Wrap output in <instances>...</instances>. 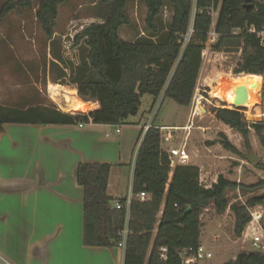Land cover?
Segmentation results:
<instances>
[{
	"label": "trees",
	"instance_id": "16d2710c",
	"mask_svg": "<svg viewBox=\"0 0 264 264\" xmlns=\"http://www.w3.org/2000/svg\"><path fill=\"white\" fill-rule=\"evenodd\" d=\"M35 1L0 0V19L17 8H31ZM65 1L39 0L37 5L36 19L46 40L53 46L58 9ZM142 1L146 7L147 36L134 41L122 39L119 29L131 24L127 0H99L102 20L86 25L74 37L72 48L82 47L80 57L71 58L70 83L76 84L80 96L97 101L98 109L68 114L50 107H0V132L7 122L127 124L130 117L138 114L144 95L151 96L153 101L162 96L189 106L211 27L212 19L208 14L211 6L218 7L214 25L218 39L211 48L231 52L240 47L241 60L233 74L264 75V45L244 30L248 25L260 28L264 24V3L251 0V7L246 9L243 0H195L194 7L193 0ZM167 7L171 11V20L163 30L160 20ZM190 25L192 34L183 47ZM236 28L243 30L234 34ZM53 51L63 62L59 50L54 47ZM61 70L60 77H65L66 72ZM87 106L76 95L75 111H82ZM240 109L213 108L212 112L217 121L242 135L247 149L250 148V129L264 148V123L247 124ZM213 143L240 154L224 134ZM254 166L264 170V160L256 161ZM111 167L109 163H79L75 169L76 181L83 189L82 242L86 246H117L122 238L120 231L126 221V197L117 199L122 204L120 209L111 208L115 200L107 193ZM170 172L171 159L161 147L160 130L149 128L138 145L134 160L131 181L134 198L129 206L123 264H160L162 247L167 249V264H179L177 253L180 249L200 244V215L210 205L217 214L230 209L237 237L250 221L247 207L264 206L261 194L249 197L245 203H231L227 196L228 191L237 189L242 194L263 189L264 180L244 184L219 174L217 181L206 188L199 182L196 165H176L169 179ZM141 192L147 195L144 200L136 198ZM187 207L190 208L188 211ZM222 264H264V257L257 252H241Z\"/></svg>",
	"mask_w": 264,
	"mask_h": 264
},
{
	"label": "rangeland",
	"instance_id": "374dc122",
	"mask_svg": "<svg viewBox=\"0 0 264 264\" xmlns=\"http://www.w3.org/2000/svg\"><path fill=\"white\" fill-rule=\"evenodd\" d=\"M38 2L39 0H36L31 8H17L0 19V107L26 109L31 106H40L41 108L50 107L68 114L86 113L91 109V100L80 96L76 84L70 83L71 58H79L82 47L73 49L72 45L74 37L82 28L92 22L102 20L103 10L99 0L96 2L66 0L59 6L54 28V46L46 40L36 19ZM194 2L195 0H193V7ZM211 7L209 10L212 9L216 18L218 7ZM127 12L131 24L119 29L120 37L127 41H134L139 37H144L143 35L147 36L148 31L144 23L146 7L143 1L127 0ZM170 20L171 11L167 7L160 20L163 30L166 29ZM191 27L190 25L189 31L192 29ZM210 46L205 45L207 49L202 55L201 67L189 105L194 103V94L205 91L203 95L209 102L203 100L202 104L207 110V114L202 119L198 117L194 119V124L203 127L204 130L195 129V136L190 138L191 141L187 140V143L190 141L192 144L189 148H197L204 154L205 162L203 164L215 173L244 184L256 183L259 180H264V170L248 163L243 156L251 149L258 156V161H263L264 148L252 129L248 135L250 148L247 149L244 138L238 131L214 118L213 108L232 109L234 107L232 105L227 107L226 103L213 98L211 92L214 89L230 86L245 77L255 78L257 81L254 86L257 91V104H255L258 107H255L257 114L255 116L247 115L245 106L241 107L240 112L249 125L259 121L264 123V75L233 74L231 69L236 59V56L232 55L233 51L228 52L232 55L231 57L218 60L212 55L214 50ZM54 47L59 50L64 58L63 62L67 63L66 65H63V62L54 56ZM52 61H55V64H51ZM61 69L66 72L65 77H60ZM75 91L77 97L88 105L82 111L71 110L75 101ZM151 98L149 95H144L141 98L140 111L145 116V121L153 118V124L156 126L185 122L188 106L179 105L162 96H159L155 101L152 100L151 103ZM182 132L178 131L179 136L182 135ZM166 133L171 134L172 138L175 136L171 130H165L163 135ZM221 134L226 135L227 139L240 152L239 155L225 150L219 143H213L220 138ZM207 147L211 151L208 152ZM119 188L121 193L126 196L131 193V178L127 170L122 175ZM255 194H264V188L248 194H242L238 189L227 192L231 203L236 201L245 203L249 197ZM200 223L199 241L209 257L206 264H222L241 252H255L250 242L243 243L241 236L237 237L234 234V216L229 208L224 213L217 214L211 205L208 206L202 210Z\"/></svg>",
	"mask_w": 264,
	"mask_h": 264
},
{
	"label": "crops",
	"instance_id": "0c3cea01",
	"mask_svg": "<svg viewBox=\"0 0 264 264\" xmlns=\"http://www.w3.org/2000/svg\"><path fill=\"white\" fill-rule=\"evenodd\" d=\"M75 102L76 91L73 111ZM90 102L89 111L99 108L97 101ZM190 109L188 106L183 124L164 126L186 125ZM140 112L139 108L136 116L120 125L118 133L115 125L92 122L3 124L0 261L5 264H123L122 248L83 244V189L76 181L75 169L79 163L111 164L107 193L115 199L112 203L126 197L119 186L125 170L132 181L136 151L147 123ZM194 130L188 140L195 136ZM174 133L173 138L161 141L164 150L176 148L182 142L184 133L181 136L178 131ZM190 141L187 147L191 165L199 167V175L207 183L216 182L219 174L203 164L204 154L197 148H189Z\"/></svg>",
	"mask_w": 264,
	"mask_h": 264
},
{
	"label": "built area",
	"instance_id": "2783aa9c",
	"mask_svg": "<svg viewBox=\"0 0 264 264\" xmlns=\"http://www.w3.org/2000/svg\"><path fill=\"white\" fill-rule=\"evenodd\" d=\"M255 1L258 3H264V0H255ZM208 14L211 16L212 21H211V27L208 32L205 45L210 46L211 44L213 45L216 42V40L218 39V35L214 30L216 18L214 17V12L212 11V9L208 10ZM215 16H217V12ZM241 30L243 29L236 28L233 30V33L237 34ZM244 30L248 34L254 35L259 40L260 45H264V24L260 28H257L254 25H248L244 27ZM191 34H192V29H190V31H188L187 35L185 36L183 40V47L189 41ZM205 45H204V49L202 50L201 57L203 54H205V50L207 49L205 48ZM241 54H242V50L240 47L236 51H233L232 53V55L236 56L235 63L233 65V68L231 69L232 73L238 61L241 60ZM212 55H214V57H217L218 60L226 59L232 56L231 54L225 51H214L212 52ZM203 92L205 91H202V93H196V95L194 94V97H195L194 103H192V105L190 106L191 107L190 119L186 125L181 126V127H177V126H164V127L161 126L160 127V126L154 125L153 118H151L143 126V134L149 128H158L160 130V133H162L161 141L169 140L172 138L170 136L171 134L166 133L163 135V132L165 130H171L173 132L183 131L184 136H183L182 142L176 148H170L167 151L171 159V168L175 167L176 165H191L192 158L188 152L187 140L189 139L190 133L193 129L201 128L202 130H204L203 127L196 126L194 124V119L196 117H198L199 119H202L203 116L207 114V110L202 104V101L204 100L206 102H209V100L204 97ZM119 130H120V125H115V131L118 133ZM199 182L206 188L212 185L211 182L207 183L204 179H202L200 175H199ZM146 197L147 195L144 192H141L136 196V198L140 200H144ZM133 198L134 196L132 195V193H130L128 196H126V200L124 204L125 210H126V221H125L124 228L120 231L122 238L117 244V246L122 248L123 250L125 246L126 236L128 234L127 221H128V215H129V206ZM121 207H122V204L119 203L118 201H115L114 203L111 204V208L120 209ZM247 210L251 218H250V221L246 224L242 232L241 240L243 243L247 241L250 242L255 252L259 253L260 255L264 257V206L263 205L248 206ZM177 256L179 259V264H206L209 258L201 243L198 244L196 247L189 246V247L180 249L177 253ZM159 259H160V264H167V260H168L167 259V249L165 247L160 248ZM0 264H5V263L3 261H0Z\"/></svg>",
	"mask_w": 264,
	"mask_h": 264
},
{
	"label": "bare ground",
	"instance_id": "6f19581e",
	"mask_svg": "<svg viewBox=\"0 0 264 264\" xmlns=\"http://www.w3.org/2000/svg\"><path fill=\"white\" fill-rule=\"evenodd\" d=\"M257 84V81L253 77H245L244 79L237 81L230 86L214 89L211 92L213 98H217L220 101L227 104V107H230L234 103L235 99V88L243 87L247 92V101L243 104L246 107L245 113L249 116H255L257 114L255 104H257V91L254 86ZM256 107V108H255Z\"/></svg>",
	"mask_w": 264,
	"mask_h": 264
},
{
	"label": "water",
	"instance_id": "95a60500",
	"mask_svg": "<svg viewBox=\"0 0 264 264\" xmlns=\"http://www.w3.org/2000/svg\"><path fill=\"white\" fill-rule=\"evenodd\" d=\"M243 1H244V7L246 9H249L251 7V0H243ZM246 75H251V74H246ZM234 94H235V99H234V103L232 104V106L233 107L244 106L243 104L247 101V92L245 88L241 86L236 87ZM243 157L250 164H254L256 161H258V156L254 154L251 149H249L247 154L244 155ZM260 197L264 198V194H261ZM189 209L190 208L187 207L186 211H188Z\"/></svg>",
	"mask_w": 264,
	"mask_h": 264
}]
</instances>
